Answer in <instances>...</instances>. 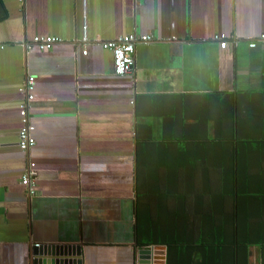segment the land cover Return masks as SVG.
<instances>
[{
    "label": "crops",
    "instance_id": "obj_1",
    "mask_svg": "<svg viewBox=\"0 0 264 264\" xmlns=\"http://www.w3.org/2000/svg\"><path fill=\"white\" fill-rule=\"evenodd\" d=\"M129 34L154 41L121 77L102 44ZM262 35L264 0H0V264L74 246L70 264H138L151 247L138 236L145 146L149 162L166 163L219 162L232 149L246 264H264ZM36 36L61 41L28 49ZM29 76L36 146L23 152L18 90ZM31 163L35 196L21 183Z\"/></svg>",
    "mask_w": 264,
    "mask_h": 264
},
{
    "label": "trees",
    "instance_id": "obj_2",
    "mask_svg": "<svg viewBox=\"0 0 264 264\" xmlns=\"http://www.w3.org/2000/svg\"><path fill=\"white\" fill-rule=\"evenodd\" d=\"M140 149L141 246H166V264H246V228L232 149L222 150L219 162L200 164L182 162L179 156L174 163L161 161L160 156L149 162L150 148ZM164 151L156 147L151 152Z\"/></svg>",
    "mask_w": 264,
    "mask_h": 264
},
{
    "label": "built area",
    "instance_id": "obj_3",
    "mask_svg": "<svg viewBox=\"0 0 264 264\" xmlns=\"http://www.w3.org/2000/svg\"><path fill=\"white\" fill-rule=\"evenodd\" d=\"M215 39L219 40L221 49L227 48L228 41L226 36H216ZM60 41V38L54 36H36L32 42L27 45V48L32 49L33 47H36L41 51H49L52 50L53 47ZM152 41H154V37L151 35L129 34L120 36L110 42H104L102 47L112 52L114 72L117 76L122 77L130 75L134 72L135 56L138 44L149 43ZM260 41H264V35L260 37ZM250 47L255 48L256 43H251ZM0 49H5V46L0 45ZM83 54L87 55V51ZM35 86L36 78L34 76H29L23 86H21L18 90L19 94L23 98L20 104L21 128L19 130L18 146L23 152H28L36 146V127L32 124L30 119L31 104L35 100ZM36 176V164L31 163L29 170L23 175L21 183L23 186L28 188L29 193L32 196L36 195L34 186V179ZM37 246H39V244Z\"/></svg>",
    "mask_w": 264,
    "mask_h": 264
},
{
    "label": "water",
    "instance_id": "obj_4",
    "mask_svg": "<svg viewBox=\"0 0 264 264\" xmlns=\"http://www.w3.org/2000/svg\"><path fill=\"white\" fill-rule=\"evenodd\" d=\"M57 248L56 247L51 248L50 253H48L49 255H51V258L48 259L47 257H45L46 254L43 252L42 249H40L39 251L35 250V254L41 257V261L38 264H70V261L63 257L65 254H68L67 252H65V249L74 250L73 255L74 257L76 256V259H78V257L80 256V250H79L80 248L77 246L71 248L66 247L65 249H62L64 247H57ZM166 262H167V247L164 245H154L151 246L150 248L143 247L139 250L138 264H166Z\"/></svg>",
    "mask_w": 264,
    "mask_h": 264
},
{
    "label": "bare ground",
    "instance_id": "obj_5",
    "mask_svg": "<svg viewBox=\"0 0 264 264\" xmlns=\"http://www.w3.org/2000/svg\"><path fill=\"white\" fill-rule=\"evenodd\" d=\"M41 51V50H40ZM50 51V50H49Z\"/></svg>",
    "mask_w": 264,
    "mask_h": 264
}]
</instances>
